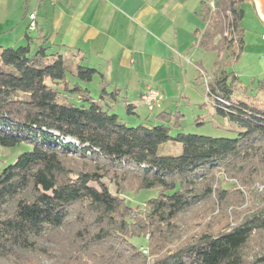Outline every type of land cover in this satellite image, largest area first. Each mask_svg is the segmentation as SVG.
<instances>
[{"label":"trees","instance_id":"trees-1","mask_svg":"<svg viewBox=\"0 0 264 264\" xmlns=\"http://www.w3.org/2000/svg\"><path fill=\"white\" fill-rule=\"evenodd\" d=\"M242 1L201 5L207 26L200 49L219 54L234 42L241 47ZM96 73L76 66L77 81L69 83L65 60L43 43L34 51L29 43L0 50V146L31 147L0 169V264H20L39 250H51V264H264V246L247 254L264 234V208L235 225L207 221L192 228L186 218L205 204L224 210L227 191L215 186L216 171L247 183L261 177L264 110L230 103L215 92V79L207 88L217 113L243 131L235 138L171 137L181 113L160 109L152 120L128 126L111 112L117 89L102 87L96 102L81 86ZM169 141L181 144V153L160 156ZM152 189L157 196L141 208L123 195ZM226 218L224 211L220 219Z\"/></svg>","mask_w":264,"mask_h":264},{"label":"crops","instance_id":"crops-1","mask_svg":"<svg viewBox=\"0 0 264 264\" xmlns=\"http://www.w3.org/2000/svg\"><path fill=\"white\" fill-rule=\"evenodd\" d=\"M214 2L0 0V47L29 43L34 51L43 43L49 53L62 56L65 63L94 69L97 72L94 77L99 80L97 86H93L96 89L104 87L106 93L117 89L123 102L128 103L130 95L131 100H140L145 86L156 85L155 89L164 96L159 109L171 110L170 100L176 96L172 80L179 61L189 55L195 57L194 62L191 58L187 60L196 71L193 79L203 76L210 82L217 78L214 71L224 53L237 44L234 42L223 53L206 52L215 57L210 66L207 65L210 71L204 68L199 50L205 51L198 47V40L207 21L200 7L205 4L213 9ZM240 8L243 11L242 45L245 39L247 41V34H260L264 40V0H243ZM32 14L34 29L29 28ZM119 71L127 72V79L134 83L117 80ZM81 86L89 90L84 84ZM153 116H149V120Z\"/></svg>","mask_w":264,"mask_h":264},{"label":"rangeland","instance_id":"rangeland-1","mask_svg":"<svg viewBox=\"0 0 264 264\" xmlns=\"http://www.w3.org/2000/svg\"><path fill=\"white\" fill-rule=\"evenodd\" d=\"M2 46L0 50L11 48L8 45ZM199 54L203 56L204 68L209 72L210 67H207V65L210 66L215 56L200 50ZM190 58L192 62L196 60L195 57L192 55L190 57L189 55L179 61L172 80L173 91L176 96L170 100V108L172 112L181 113L183 118L179 121L181 128L172 129L170 136L175 137L178 133H184L211 138H235L240 131H243V128L230 121L227 117H223L217 113L216 104H218V101L209 93L207 88L208 85L212 86L214 80L208 82L203 76L197 80L193 79L196 71L193 64L190 66L187 64V60ZM65 67L67 70V81L73 84L77 81L72 75L76 65L66 62ZM185 69H189V71ZM214 73H216V79H219L218 81L220 82L213 85L217 94L226 96L227 101L232 104L243 103L264 110V40L261 39L260 34H247V41L245 39L241 47L236 44L235 47L233 46L225 52ZM116 77L117 80L118 78H121V80L127 79L128 73L119 71ZM124 82L128 84L134 83V81L128 79ZM98 83L97 77H94L90 83H83L84 87L89 88L90 96L96 102H100L98 97L101 88L96 89L93 86H97ZM155 87L156 85L153 88ZM111 91L108 90V93ZM131 98L133 96L130 95L128 103L134 104V114L128 113L126 103L123 102V97L120 96L111 111L128 126H136L144 122L147 117L155 115L160 111V109L146 107L137 98L132 100ZM80 99L77 95L69 97V100L77 104L81 103ZM30 148V146L25 144L13 148L0 146V169L12 162L18 154L30 150ZM181 150V144L169 141L159 147L158 154L160 156H177L181 153ZM213 178L215 186L227 191V200L226 203H223L225 208L223 211H220L216 207L213 210L209 204H205L203 207L200 206L190 214L191 216L189 214L186 216V218L192 220L191 224L202 222L201 225L204 226L209 221L214 226L215 222L218 221V223L221 222L222 224L228 222V225H235L245 215L256 213L260 208H264V172L261 177H255L251 183L242 182L238 178H232L230 174L224 171H216ZM109 187L113 193L114 188L112 186ZM157 194L158 192L152 189L143 190L138 193L129 192L123 195L129 206L134 208L140 205L141 208L143 202L156 197ZM224 211L227 218L221 220L220 217ZM203 216L205 217L203 218ZM211 217L215 219L210 220ZM234 217H238V219H234ZM198 229L196 228V230ZM261 246H264V234L262 237H256L249 244L248 256L258 253L262 249ZM48 247L52 249L53 246H47V250ZM44 253L41 250L32 254L28 253L25 255L26 258L21 260L20 264H51L52 262L49 260L51 250ZM146 255H148V249ZM148 261H151V257L148 258ZM2 264L12 263L7 262Z\"/></svg>","mask_w":264,"mask_h":264},{"label":"built area","instance_id":"built-area-1","mask_svg":"<svg viewBox=\"0 0 264 264\" xmlns=\"http://www.w3.org/2000/svg\"><path fill=\"white\" fill-rule=\"evenodd\" d=\"M29 20H30L29 28L34 29L35 28V21H34L35 17L33 14L29 15ZM140 100L142 101L143 105H145L146 107L159 109L164 100V96L159 90L153 88L150 85H147L143 88L140 94ZM66 141L74 142L73 140H70V139H66ZM142 253L146 255L147 249L143 248Z\"/></svg>","mask_w":264,"mask_h":264}]
</instances>
